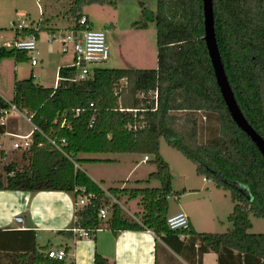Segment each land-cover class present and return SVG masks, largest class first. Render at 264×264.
I'll list each match as a JSON object with an SVG mask.
<instances>
[{"label":"trees","instance_id":"trees-1","mask_svg":"<svg viewBox=\"0 0 264 264\" xmlns=\"http://www.w3.org/2000/svg\"><path fill=\"white\" fill-rule=\"evenodd\" d=\"M212 3L215 36L228 83L244 118L264 140V0ZM91 5L116 8L117 0H70L68 14L73 24L84 16L83 8ZM141 13L143 21L132 27L147 29L154 24L156 69L102 67L88 80L69 82L74 70L64 66L58 69L55 88H43L30 76L14 83L10 102L0 97V112L12 104L37 129L24 168L15 162L1 168L6 156L0 151V191L62 192L72 196L74 206L80 195H90L86 206L75 208L73 225L89 231V238L102 228L115 235L148 231L175 254L189 253L191 264H201L208 253L216 255L217 264H264V233H249L251 217L264 220V161L232 121L216 84L203 40L202 1L156 0L154 13L145 9ZM86 26L91 28L88 20ZM41 29L25 30L22 36L33 33L38 37ZM5 58L17 63L28 60L24 52L0 48V61ZM76 110L80 111L77 117ZM63 119L70 130L60 127ZM211 122L215 123L212 130L207 126ZM202 129L208 136L200 142ZM4 133L0 127V137ZM46 138L65 139L66 145L58 151ZM162 139L194 165L197 176L229 192L233 209L227 221L231 230L197 233L191 225L186 231L169 229L167 201L180 194L172 192L170 168L160 155ZM82 154L147 156L155 171L146 180L135 182L138 187L103 191L74 164L110 161L81 160L78 156ZM151 181L159 186L145 187ZM122 198L139 200L142 211L138 221L123 215L118 204ZM103 207L109 208L106 221L98 218ZM181 235L188 238L181 241ZM46 259L54 261L47 254ZM93 264L108 262L95 254Z\"/></svg>","mask_w":264,"mask_h":264},{"label":"crops","instance_id":"crops-1","mask_svg":"<svg viewBox=\"0 0 264 264\" xmlns=\"http://www.w3.org/2000/svg\"><path fill=\"white\" fill-rule=\"evenodd\" d=\"M119 1L122 2L123 0ZM69 4L70 0H0V48L10 49L8 46L17 39L14 28L22 22L24 25H27L28 22V24L36 25L39 28L42 26L41 31H46L48 34L57 30L71 29L73 19L68 14ZM31 8L37 13V21L31 18ZM155 10L156 0L155 6L150 8L149 12L154 13ZM83 15L87 18L91 28L95 29L93 19L87 14L83 13ZM147 17L149 18V16ZM142 21L143 16L141 14L138 15V20L134 23ZM34 22L37 23L32 24ZM152 26L155 28L154 24L150 23L147 29ZM147 29H134L131 26L130 30L141 34ZM39 36L40 34H38ZM46 42L48 44L54 43H50L49 40ZM33 57L37 60L35 66L30 64L29 56H27L28 60L25 63H17L12 58H5L0 61V97L4 101L10 102L12 100L16 81L28 79L30 76H33L35 83L43 88H55L58 84V69L69 66L71 63L69 55L61 54L59 49L57 50L52 45L48 46L47 44H45V48L44 46L39 48ZM50 60L55 65V79L52 85L43 81L44 69L42 65L43 63L46 65ZM156 67L157 60L155 67L151 69H156ZM126 68L138 69L131 65ZM139 70H145V68ZM25 117L12 114L2 136L6 135L16 142L19 141L9 134L22 135L18 133V129L21 122L26 121ZM0 151L5 152L1 142ZM79 159L110 161L103 163L86 162L77 167L103 191L109 189L103 188L107 182L116 184L110 188L138 187L135 182L146 180L148 175L152 173L144 172L138 177L139 179H134L139 163L121 170L118 168L122 166L119 158L80 156ZM107 169L114 171V173L108 175ZM196 177L197 180L183 178V183L178 186L174 179L172 180V192L173 194L178 193L180 196H171L175 199L177 207L172 212H169L168 208L167 217L184 213L188 217L191 227L197 233H210L213 232L210 230H215L213 225L219 222L220 217L214 214L210 209L212 207L208 205V208L200 200V197L205 195L208 202L212 204L211 197H221L213 191L220 193L222 190L216 189L212 181L197 175ZM209 185H212L213 188ZM186 197L193 198L190 204L184 200ZM222 197H226V194ZM75 208L72 196L62 192L0 191V264H56L54 263L55 260L46 259V254L50 250L60 249L66 253L65 259L60 264H93L95 254L106 259L108 264H191L189 253H184L182 256L175 254L148 231L119 232L115 235L102 228L95 233L93 238H80L72 232L75 223ZM16 217L21 218L22 222H16ZM132 218L138 221L135 216ZM201 264H217L216 255L213 253L204 254Z\"/></svg>","mask_w":264,"mask_h":264},{"label":"rangeland","instance_id":"rangeland-1","mask_svg":"<svg viewBox=\"0 0 264 264\" xmlns=\"http://www.w3.org/2000/svg\"><path fill=\"white\" fill-rule=\"evenodd\" d=\"M154 6L155 0H123L122 2L117 0L116 8H112L106 5H91L84 7L83 13L89 15L90 18L93 19L94 28L96 30H104V32L106 33V43L109 47L110 55L108 61L103 64V68L125 69L129 65L138 69H151L155 67V28L152 26L141 34L135 33L130 30L134 21L138 20V15L142 14V9L149 11V9ZM30 13L31 18L37 21L38 16L37 13L33 10V8H31ZM36 23L34 22L32 24ZM22 24L24 25V22H22ZM27 25H29L28 22ZM39 34L40 36L37 37V51L39 50V48H42V46H44L45 48V44H47L48 46L52 45V47L57 50L59 49L57 41L53 44H48V42H46V40L50 39V35L48 34V32L40 31ZM42 67L44 69V83L52 85L55 79V65L52 63V60H50V62L46 65L43 63ZM201 121L202 124H205L204 120L201 119ZM208 125L211 130L215 128L214 122L207 124V126ZM203 128H206V126H203ZM31 129V125L25 120H23L19 125L18 133L24 135L30 132ZM9 130L11 129L9 128ZM207 136L208 131L205 132L202 129V131H200V142H203L205 137ZM0 139V142L3 143V148L7 154H5L6 158L1 163V168L9 165L13 161L19 168H24L27 165V153L25 152L26 150H13L12 145L16 142V140H13L12 138L7 137L6 135L1 136ZM160 155L166 162L169 163L172 180L174 179L175 184L177 186L183 183V178L187 180H197L194 165L187 159H185L180 153L168 147L163 139L160 141ZM80 156H90L94 158H119L122 162V166L118 168H120L121 170H125L126 168H129V166L139 163L137 165V170L134 179H139L138 177H140L144 172L146 173L155 171V166L150 161L148 163L140 162L144 158V156L141 155L82 154ZM148 158L149 160H151L150 157ZM106 172L108 175L114 173V171H110V169H107ZM114 185L116 184L107 182L106 185L103 186V188L107 189L110 187H114ZM158 186V182L151 181L145 187L155 188ZM209 187L213 188L212 185H209ZM213 192L215 194H219L218 196L221 197H211L212 204L208 202V198L205 197V195L200 197V200H202V202L206 204L207 207L208 205L211 206L213 209H210L213 211V213L217 214L218 217H220L219 222L213 225L215 230H210L213 231L210 233H226L227 231L231 230V224L227 221V217L232 212V202L230 199V195L229 192H224L223 190L220 193H217L216 191ZM225 194L226 197H222ZM191 199L193 198L186 197L184 200H186V202L190 204ZM197 199L199 200V198ZM111 202H113L112 199ZM167 202L169 212L175 210V208L177 207L175 199L173 197H170ZM118 204L121 207L123 215L126 218L135 220L134 218H132V216H135L137 219H139V215L142 211L139 205V200L128 202L126 198H122L118 202ZM250 219L252 223V229L249 231V233H264V220L253 217H251Z\"/></svg>","mask_w":264,"mask_h":264},{"label":"built area","instance_id":"built-area-1","mask_svg":"<svg viewBox=\"0 0 264 264\" xmlns=\"http://www.w3.org/2000/svg\"><path fill=\"white\" fill-rule=\"evenodd\" d=\"M87 20L83 16L76 24H73L72 28L69 30H57L50 35L49 42H58L59 50L61 54L69 55L71 57V63L68 67L73 68L74 76L69 82H82L88 80L93 71L97 68H102L103 64H105L110 55L109 47L106 43V33L104 30H96L93 28H88L86 26ZM17 39L8 47L10 49H15L20 52H24L27 56H30V64L35 66L37 64V60L35 59L34 54H37V37L32 33L26 36H22L25 30L37 31L38 26L36 25H23L18 24L14 28ZM59 82V78H58ZM154 99H156L157 94L154 93ZM140 98L143 95L139 96ZM92 106V105H91ZM122 111V110H121ZM128 112L136 113V110H127ZM80 111L76 110V117L79 115ZM12 114H18L19 116H25L24 113L20 112L14 105L10 104L8 108L2 110L0 112V127L6 128L7 121L11 117ZM26 121L30 123V120L25 117ZM31 124V123H30ZM32 125V124H31ZM32 130L27 135H15L9 134L11 137L16 138L20 142L14 143V149H22L28 151L32 144V133L33 131H37V129L32 126ZM61 128L66 127L70 130V126H68L63 119V122L60 125ZM91 127V125H90ZM47 143L52 146L54 149L61 151L62 147L66 145L65 139H52L46 138ZM149 158L145 156L142 160V163H147ZM77 168L78 165L74 164ZM82 194L84 190L80 191ZM91 196H82L80 195L76 201V208H81L88 204V200ZM113 200L112 203L116 201ZM109 217V208L103 207L100 208L98 212V218L101 221H106ZM16 222H22V219L19 217L15 218ZM167 225L172 231H186L190 227L189 219L184 213H178L171 217H167ZM72 232L75 233L80 238L89 237V231L72 228ZM187 235H181L180 240L183 241L187 239ZM47 256L50 259L56 261H63L66 257V253L63 249L60 250H50L47 252Z\"/></svg>","mask_w":264,"mask_h":264},{"label":"water","instance_id":"water-1","mask_svg":"<svg viewBox=\"0 0 264 264\" xmlns=\"http://www.w3.org/2000/svg\"><path fill=\"white\" fill-rule=\"evenodd\" d=\"M201 1L204 28L203 40L205 42L208 57L213 69L216 84L219 88L220 94L232 121L244 134H246L250 138L252 143L260 152L264 161V140L260 135L256 133V131L248 124V122L244 118L237 105L234 94L225 75L215 36L212 0ZM239 192L241 194H244L248 198L243 190L239 189Z\"/></svg>","mask_w":264,"mask_h":264}]
</instances>
